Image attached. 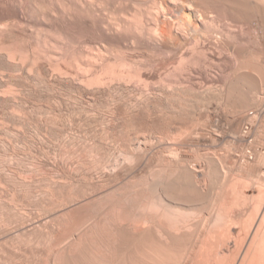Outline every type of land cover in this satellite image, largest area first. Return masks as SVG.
Masks as SVG:
<instances>
[{
	"label": "rangeland",
	"instance_id": "rangeland-1",
	"mask_svg": "<svg viewBox=\"0 0 264 264\" xmlns=\"http://www.w3.org/2000/svg\"><path fill=\"white\" fill-rule=\"evenodd\" d=\"M18 1L22 3L23 8L26 6L24 8L26 12H23L22 15L24 17L19 14L18 20L24 18L19 21L22 22L26 19L28 22L26 20L22 22L24 28L20 25L21 27L8 29L7 33L3 32L4 36L0 33V43L3 42L0 45V52H9L11 50L12 53L15 51L18 56L21 55L23 57L25 54V59L27 60L26 57H28L29 60L27 62L29 64L33 54L36 55L35 58H40L38 59L40 65L47 60L52 61V58H48L53 57V54L58 52H55L56 47L53 41L55 36H53V40L51 39L48 42L51 47L47 44L46 48L49 47L47 49L49 51L43 53L47 59L42 54H39V50H36L37 47H35L36 49L33 48L38 33L41 36L44 33L50 35L49 33L53 30H42L40 26H37L38 24L34 25L41 12H43L41 14L49 12L46 5L49 7L47 2L50 0H45L46 2L44 0H0V20L9 19L11 21L14 18ZM42 5L44 8L41 7ZM35 6L39 8L37 9ZM37 13L38 15H36ZM84 22L83 20L72 21V24L70 23L72 29H64V31L67 30L68 33L70 32L69 34L72 32L75 38H73V41L78 44L76 45L75 43L76 46L83 47V50L87 49L85 51H88V49L91 51L95 47L97 48L99 43L98 34H96L98 29L90 26L91 24H86V22L84 24ZM73 23L76 24L73 25ZM28 24L32 28L28 27ZM223 30L220 32L222 33ZM230 32L232 33H230L229 39L232 40V34L233 40L227 41L230 44L232 43L234 47L230 46L233 49V53L230 51L233 54H230V56H233L229 57L230 60L226 58L225 47L221 43L223 42V37L221 40H219L220 38L215 39L216 42L219 40V43L214 42L215 40L212 41L217 45L211 44L212 42L207 44V41L203 43H206L205 46L200 43L198 51L201 49L202 53L199 52L201 54L198 55V52L194 53L193 56L195 58L193 56L189 58L183 56V62H180L178 54L175 56L176 54L174 55L171 52V55L166 56V61L164 59L166 70L163 68L164 66H162V69L159 66L163 59L159 55L161 58L159 60L160 58L156 52L152 54L134 52L133 55L140 56L137 58L138 62H142L141 64L148 68H146L147 72L152 77L149 82L152 90L149 93L150 96L148 95V103L151 108L148 109V112L143 106L142 108H134L135 111L130 110L129 105L128 107H126L127 105L125 106L126 102L136 100L139 95L138 91H134L133 88L132 91L129 89L130 92H123L125 94L121 96L124 99L118 93H116V97L112 95L114 92L110 94L113 96L111 98H115V100L112 99L114 103H112L113 101L110 100L109 96H106L108 94L96 96L97 100L89 95H86L89 97L84 95L81 97L75 89H70L71 87H67L65 83L62 87L55 84L54 77L49 74H44L43 77V74H37L35 70L30 74H26L24 70L19 71L12 66H7L8 64L0 58V264H108L110 261L115 264L118 261V251L115 250L117 248V240H115L117 236L116 234L113 235L114 232L116 233L115 227L131 222L141 203L142 205H145L147 201L150 203V200L147 199L151 195V190L155 189L163 192V194L165 192L170 194L171 190H179L178 192H184L183 190H185V192H198L197 198L204 195L199 198L202 200L197 204L200 207L197 206L200 211L194 212L196 217L192 215V218L195 217L193 219L196 220V225H201L205 222V218L209 213L213 215V218L215 214L220 216L218 212L220 211L218 210L219 206L227 203L229 206L224 204L226 205L224 210L227 211L222 213L226 215L228 212L229 218H227L228 216L224 217L228 223L223 220V217V219L220 218L223 215L219 217L220 219L217 218L219 221L215 217L214 221L216 220V223L214 226L216 227L212 236L216 235L214 239L226 238L225 240L229 242V245L228 243H226L227 246L224 244V249H222L226 252L225 249L227 247V252L232 251L234 248L231 247L234 246L233 238L238 234L243 236L246 233L249 224L255 216V210L264 201V29H232ZM219 33L217 37H220L221 34ZM78 42L84 45L82 46ZM51 43L54 45H51ZM85 44L86 48L84 49ZM204 48L205 50H203ZM32 50L35 53H32ZM39 55H42V57ZM196 57L198 58L196 59ZM224 58L228 61L224 60ZM195 59L196 61H194ZM197 60H200L198 64ZM155 61L157 62L155 63ZM48 62L50 61L43 63V65L50 66L51 64ZM164 62H161L163 63L161 65H164ZM47 63L48 65H46ZM9 69L12 71H9ZM160 69L163 72L165 70V72L163 73ZM167 70H170V73ZM228 71L229 73L231 72V75L227 74ZM156 73L159 75L166 73L167 79L164 78L161 82L166 79L168 80L165 81L167 84L171 83V89L174 88L172 86L174 85L175 88H178L176 91L179 92L177 93L181 92V94H171L172 97H163L165 103L168 104L165 109L160 108L158 105L160 101H163L162 97L157 93V88L161 87L162 83L158 80L159 75H156ZM226 78H230V83L227 79L228 83L232 84L230 86L232 89L230 90L234 91H229L231 99L229 98L228 103L225 105L221 101L225 97L223 96V85L227 82ZM56 89L63 92H57ZM7 92L10 93L8 94ZM181 95L184 97H181ZM167 98H169L168 102H166ZM117 100L121 101L118 102ZM211 100L214 103L221 100V107L223 106V108L218 107L215 110H211L197 107V105L201 106L203 102ZM179 102L180 104H178ZM230 102L232 103L230 104ZM188 105L191 107H187ZM154 107L156 110L158 109L157 111L164 109L161 111L163 113L157 112ZM12 108L13 112H10ZM141 109L145 112H142ZM199 109L200 111H198ZM86 113L89 117H87ZM53 116L56 117L54 118ZM100 120L103 121L101 122ZM164 120L165 122H163ZM38 121L41 122L39 123ZM49 124L52 126H49ZM105 126L106 128L108 127L107 131H105ZM135 127L136 133L133 130ZM136 135L141 137L144 135L143 137L148 140L137 144L138 142L136 143L134 139ZM169 151L171 153L177 151L176 153L180 154V157L186 159L189 165L188 169L185 170L183 168L184 170H182L179 167L180 170L178 167H174L172 171L176 170L177 173L179 172L178 174L175 173L176 171L171 173V170L166 169L170 160L169 156L171 153ZM132 157L133 160L131 159ZM193 174L199 175L197 177L200 185L203 183L201 178L205 177V179L203 178L205 181L203 183L205 184L203 192L199 189L196 192L195 185L193 186L194 189L191 188V185L194 184ZM186 175L188 176L185 177ZM175 177H180L181 179L178 178L177 180ZM200 180L202 183H200ZM162 182L163 185L161 184ZM154 184L157 185L155 186ZM152 185L155 187L153 188ZM169 188L170 190H168ZM174 191H171L173 193L170 195H174L176 193ZM223 198L226 199L224 202ZM136 207L138 208L136 209ZM216 209L217 213L215 212ZM127 213L128 215L126 216ZM130 214L133 215L131 216ZM228 219H233V221L229 223ZM108 225L111 227L109 228ZM129 242L128 244L130 245L132 242ZM132 244L130 247L127 245V253L129 251L133 252ZM68 248L72 249L70 250L72 253ZM65 250L70 253H66L67 251ZM82 257H84V260ZM114 257L117 259L116 261ZM112 258L114 259L113 261ZM92 259H95V261H92Z\"/></svg>",
	"mask_w": 264,
	"mask_h": 264
},
{
	"label": "bare ground",
	"instance_id": "bare-ground-1",
	"mask_svg": "<svg viewBox=\"0 0 264 264\" xmlns=\"http://www.w3.org/2000/svg\"><path fill=\"white\" fill-rule=\"evenodd\" d=\"M47 3H48L49 7H47V5H46V8L49 9V12L45 13L46 12L45 11L44 12L45 14H41V13H43V12H41L39 14V16L37 17V20L35 19L36 22L34 21L35 22L34 25L38 24L37 26H40L42 30H45V29H47V30L53 29V30L51 31V33H49L50 35H47L44 33L41 36V34L38 33L37 34L38 36L36 37L37 39L35 42V46L34 47L32 46V47L34 49H36L35 47H37L36 50L37 51L39 50V52H40L39 54L43 55L44 52L47 53L49 51V50L47 51V49L49 47L46 48L47 44H49L48 42L51 41V39L53 40V38H54L53 36H55V39L53 41H54L56 48L54 46H52V47L55 48V52H57V51L58 52L54 53V54L52 53L54 55L53 56L51 54L53 57H49L50 55L48 56L49 57L48 59L52 58V61L47 60V61H50L48 63H50L51 65L50 66L43 65V63H46L47 61L42 62V64L40 65L38 62V59H40V58L39 57L35 58V56H36L35 54L32 55L33 58H31L32 60H30L31 63L29 64L27 62V60H29V59H28V57H26L27 60L25 59V54H24V57L21 55L18 56L15 53V51H14V53H12L11 50H10L11 52L10 51L9 52L8 51L0 52V58L3 59L8 64L7 66H12L16 70L18 69L19 71L24 70L26 72V74H30L34 70L37 72V74H40V75L43 74V77H44V74H47V75L49 74L50 76L54 77L55 84H57L59 86L61 85V87H62L63 84L65 83L67 85V87L68 86H69V88L71 87L70 89H72V88H73V90L75 89V91L78 92L79 93L78 95L81 97L84 95L85 97L90 96L91 98L94 97V99H96L95 98L96 96L98 97V96H101L104 94L105 95L108 94L106 96H109V98H111L112 95H114V97H116L117 96L116 93H118L119 96H121V95L124 96V94L127 93L125 91L130 92L134 89V91H138V93H139L136 100L134 99L132 102L131 101L130 102L125 101L126 102L125 106L127 105L126 107H128V105H129V107L131 108L130 110H134V108L135 109L140 108V107L142 108V106H143L147 109V112H148V109L151 108V105L148 103V101H149L148 95L150 96L149 93L152 90V88L150 87V83H149L151 81L152 77H150V74H148V72H147L148 68L145 67L143 64H141L142 62L141 63L138 62L137 58H139L140 56L139 55L138 56L133 55L134 52H140V53L145 52V53H149V54L156 52L158 54V55L157 54L156 55L158 57L160 55L161 58L163 59V60H161L160 57H159L160 59L158 58L159 60H161V62H164V59L165 58L167 59L166 56H169V54L172 52V53H174V55L176 54L175 56H177V54L179 55V59L181 62L182 59H184L183 56H185L186 58H189V57H192L193 54L196 52H198L197 55L201 54L202 50L200 49V51H198V48L200 47V43H202L201 45L205 46L206 43L203 44L204 41L205 42L207 41V44H208V42L211 43L216 38H220L219 40H221V38L223 37V39H222L223 42H221V41L220 42L224 44V47H225L224 50H225V54H226L225 56H226V58H229V57L231 58L233 56H230V54L233 53L232 48H234V47L232 46V43L231 44L229 43L231 40V39H229L230 33L233 32V31L230 32V30H232V29H264V0H55V1L50 0ZM47 3H45V4H47ZM41 7H43V5ZM15 8H16L15 9L16 13H14L15 14L13 16L14 18L13 19L11 18L12 19L11 21L9 19L0 20V33H2L1 34L2 36H4L3 32H6L8 29H15L16 27H19L20 25L23 27L22 22H25L26 19L24 21L20 22L22 18L19 19L20 21L18 20V18L20 17L19 14H21V17H24L22 15H23V12H26V11H24L25 9L23 8L22 3L20 1H18ZM43 8H41V9H43ZM48 9H46V10H48ZM12 10H14V9H12ZM25 14H27V13H25ZM36 15H38V13ZM30 18H32V17H30ZM28 19H29V17H28ZM78 20H83L86 22V24H88V25L91 24L90 26H93V27H95V29H98L97 30L98 32L96 34H98L97 36L99 39V43H98V46L96 45L97 48L95 47L94 50L89 51V49H88V51H85V50H87V49H85L86 44L84 47L85 50H83V47L80 48L81 46H76L78 44H77V42L73 41L74 36L72 35V32H71V34H69L70 32L68 33L67 30L64 31V29H72V26H71L72 23L71 22L72 21L75 22ZM34 22H32V23H34ZM85 22H84V24H85ZM32 23H30V24H32ZM74 24H76V23H73V25ZM24 25H25V23H24ZM32 26H33V24H32ZM28 27H31V26L29 25ZM28 29H30V28H28ZM37 29H39V28H37ZM74 29H76V28H74ZM216 29H218V30L216 31ZM222 29H224V30L221 33L220 31H222ZM46 32H49V31H46ZM35 33H37V32H35ZM218 33L221 34L222 36L220 35V37H217ZM39 35H40V37H39ZM231 38L233 40L232 34H231ZM219 40H217V42ZM214 42H216V40ZM1 43H3V42H1ZM1 43H0V45H1ZM75 43H76V45H75ZM216 43L212 42L211 44L215 45ZM52 44L53 43H51V45ZM29 45H30V43H29ZM80 45H82V44H80ZM49 46H50V44H49ZM221 46H222V44H221ZM3 47H4V49H6L5 46H3ZM91 47H93V46H91ZM88 48H90V47H88ZM51 50L53 51V49H51ZM203 50H205V48ZM0 51H1V47H0ZM230 51H231V53H230ZM33 52L34 51L32 50V53ZM199 52H201V53H199ZM37 55H38V53H37ZM42 55H39V56L42 57ZM46 55H48V54H46ZM231 55H233V54H231ZM43 56H45V55H43ZM142 56H143V54H142ZM220 56H221V54H220ZM44 58H46V56ZM174 58H176V57H174ZM197 58L198 57H196V59ZM226 58H224V60H226V61L230 60V58L228 60ZM166 59H165V61H166ZM196 59L194 61H196ZM212 60H214V59H212ZM42 61H44V60H42ZM199 61L197 60V64ZM156 62L157 61H155V63ZM161 62L159 64V66H161V69H162V66H164L163 68H165V70H166L165 62H164V65H161V64H163ZM48 63L46 65H48ZM158 63H159V61H158ZM194 64H196V63H194ZM179 65H180V63H179ZM157 67H158V65H157ZM158 68H160V67H158ZM175 69L177 70V68H175ZM7 70H8V68H7ZM165 70H164V72H165ZM226 70H228V69H226ZM9 71H12V70L9 69ZM161 71H160V73H161ZM169 71L170 70H167V72H169ZM1 72H3V71H1ZM16 72H18V71H16ZM178 72H180V71H178ZM239 72H240V70H239ZM158 73H156V75ZM10 74H11V72H10ZM227 74L231 75V72L229 73V71H228ZM13 75H15V74H13ZM161 75L158 76V78H159L158 80H160V82L162 81V79L164 80V78L167 79L166 73L162 76ZM230 75L229 76L226 75V76L231 77ZM10 77L12 78V76H10ZM237 77H239V76H237ZM51 79L53 80V78H51ZM166 79H165V81H168ZM168 79H170V78H168ZM227 79L229 80L230 78H226V80ZM245 79H247V78H245ZM228 80H227V82L224 83V85L222 84L223 89H224L223 90L224 91L223 96H225V97L222 98L223 101L220 100L222 103L224 102L225 105L228 103V99L230 98L229 97L231 95L230 92L234 91V90H230V89H232V88H230V86L232 84L230 85L229 84L230 80H229V83H228ZM48 81H50V80H48ZM165 81L161 82L162 83L161 87H158V85L155 84L158 87L157 93L159 94V96L162 97L161 98L162 100L164 99L163 97L171 96V94H181V92L177 93V92H179V91H176L178 88H175V86L172 85L174 88L171 89L170 88L171 83L167 84ZM7 82H8V80H7ZM4 83H6V82H4ZM2 85H3V83H2ZM159 86H160V84H159ZM177 86H180V85H177ZM55 87H56V85H55ZM56 88H58V86ZM129 89H130V91H129ZM209 89H212V88H209ZM209 89H208V91H209ZM233 89H235V88H233ZM7 91H8V89H7ZM56 91H57V89H56ZM182 91H183V89H182ZM49 92H50V88H49ZM57 92H60V91L58 90ZM62 92H60V93H62ZM113 92H114V94H112ZM123 92H125V93H123ZM51 93H55V92H51ZM121 93H123V94H121ZM157 93H155V94L158 96ZM110 94H112V95H110ZM86 95H89V96H86ZM183 95H184V93H183ZM123 96H121V97H123ZM181 97H184V96L181 95ZM169 98L166 99V102H168L167 100ZM179 98H180V96H179ZM112 99L115 100V98H111L110 100H112ZM123 99H124V97H123ZM110 100H108V101L110 102ZM102 101H104V100H102ZM120 101H118V102H120ZM163 101H160L159 102L160 104H158V105L160 108L165 109V107L168 106V104L165 103V101L164 102ZM217 101H219V100H217ZM220 101L214 103L211 100L209 102H205V103L203 102L202 105H201V103H199L201 106L197 105V107L198 108L200 107L202 109L204 108V109L215 110V108L217 109L218 107H221L222 103ZM112 103H114V101ZM231 103L232 102H230V104ZM178 104H180V102ZM176 105H177V103H176ZM229 105H228V107H229ZM91 106H92V104H91ZM107 106H109V105H107ZM152 106H153V104H152ZM177 106L179 107V105H177ZM181 106H182V104H181ZM97 107H99V106H97ZM102 107H103V105H102ZM126 107H124V108H126ZM156 107L158 108V106H156ZM187 107H191V106L188 105ZM222 108H223V106L221 107V109ZM106 109H108V108H106ZM114 109H115V107H114ZM154 109H155V107H154ZM164 109H161V111ZM173 109H174V107H173ZM178 109H181V108H178ZM194 109H195V107H194ZM95 110H93V111H95ZM105 111H107V110H105ZM141 111H142V109H141ZM159 111H160V109H159ZM159 111H157V112H159ZM161 111H160V113H163ZM198 111H200V109ZM10 112H13V108H12V111H10ZM142 112H145V111H142ZM16 113H18V112H16ZM10 114H12V113H10ZM23 115H25V114H23ZM47 115H48V113H47ZM54 115H55V113H54ZM141 115H142V113H141ZM16 116H17V114H16ZM60 116H59V118H60ZM147 116H149V115H147ZM20 117H22V116H20ZM26 117H25V119H26ZM39 117H38V119H39ZM53 117L55 118L56 116H53ZM87 117H89L88 114H87ZM131 117H132V115H131ZM90 120H92V119H90ZM84 121H86V120H84ZM108 121H109V119H108ZM21 122H22V120H21ZM163 122H165V120ZM49 126H52V125L49 124ZM133 126H135V125H133ZM108 127H110V126L108 125ZM108 127L106 128V126H105V128H106L105 131H107ZM147 127H149V126H147ZM142 128H144V127L142 126ZM142 128H141V130H143ZM49 129H51V128H49ZM135 129H136V127L133 130L135 131ZM137 129L139 130V128H137ZM42 130H44V129H42ZM42 130H41V132H42ZM141 130H139V131H141ZM171 130H172V128H171ZM189 130H191V129H189ZM105 131H103V132L105 133ZM135 133H136V131H135ZM41 134H43V133H41ZM111 135H109V136H111ZM182 135H184V134H182ZM85 136H87V135H85ZM143 136L144 135H142V137L140 135H136L135 138L134 137L133 138L135 139L136 143L138 142L137 144H139V143L141 144V142H143V141L146 142L148 140V139L146 140ZM61 138H62V136H61ZM42 139H44V138L42 137ZM130 140H132V139H130ZM150 146H152V145L150 144ZM153 148H154V146H153ZM166 150H167V148H166ZM140 152H141V149H140ZM176 152L175 153L170 152L171 154L169 156L170 160L168 161V164H167L168 166L164 165V166L168 167L166 169L171 170V173L176 171V170L172 171L174 167H178V168L180 167V168H182V170H184V169L186 170L189 167V165L187 163L188 161H186V159H183L182 157H180V154H178ZM138 156H140V155H138ZM131 159L133 160V157ZM162 161H161V163H162ZM159 168H160V166H159ZM178 168H176V169H178ZM168 170H167V172H168ZM195 172H196V170H195ZM154 173L157 174L156 172H154ZM168 173H170V172H168ZM168 173H167V175H168ZM175 173H177V171ZM197 173H198V171H197ZM197 175L193 174L194 184L191 185L192 186L191 188H193V186L195 185V187H194L195 191L199 189L200 191L203 192V190H204L203 188L205 187V184H203L205 182L204 181L205 177L202 174L204 179L201 178V180H203V183L200 180V183H202L200 185L199 180H198L199 175H198V177H197ZM181 176H183V175H181ZM187 176L188 175H186L185 177H187ZM170 177L172 178V176H170ZM180 177H178V178L181 179ZM185 177H184V179H186ZM175 178H177V177H175ZM178 178H177V180H178ZM158 179H160V178H158ZM189 179H192V178H189ZM175 183L177 184L176 179H175ZM161 184L163 185V182ZM187 185H189V184L187 183ZM152 187H153V185H152ZM163 189H164V187H163ZM193 189H192V191H193ZM168 190H170V188ZM171 191H174V190H171ZM171 191H170V194L173 193ZM178 191L177 190L174 191V192H176L175 193L176 195L175 194L170 195L166 192H165V194H163V192H161L157 189L151 190V195L147 199V200H150V203H148L149 201H147L148 206H147V203L145 204L146 206L144 204L142 205V203H141L142 206L141 205H140L141 207L139 206V210L137 209L138 207H136L137 211L135 209L136 212L134 213L133 220L131 222H129V223L127 222L125 224L119 223L120 225L118 227H115L116 233L114 232L113 235L116 234V236H117L115 239V240H117V248L115 250L118 251V254H117L118 255L117 256L118 261H116L117 259H115V257H114V259L116 261L115 264L116 263L117 264H264V201L255 210V216L253 217L251 223L249 224V226L246 230V233L243 236H240L238 234L235 238H233L234 246H231V247H234V248L232 249V251L229 249L230 251L227 252L228 248L226 247V249H225L226 252H225L223 250L224 249L223 246L226 243H228V245H229V242H226L227 241V240H225L226 238H223L224 240L222 238L221 239H214L216 237V235L212 236V233L215 232V227H216V226H214L216 223L215 222L216 220L214 221V219H215V217H216V219L219 218L221 215H223L227 211V210H224V209H226L227 203H224L226 205L221 204V206H219L218 210H220V211H218V212L220 213V216L218 214H215L214 218H213V215L209 213L208 216L205 218V222H203L201 225H199V224L196 225V220L193 219L196 217L195 216L196 214L194 215V212L197 213L200 211V209H199L200 207L197 204H198V202L200 203L202 200V199L200 200L199 198H201V196H204V195H201L200 197L197 198V196H198L197 191H196L197 193H192L190 191L192 194H194L196 196L192 195L189 191L188 192L187 191L185 192V190H183L184 192L180 191L182 193H180ZM166 194H168V195H166ZM201 194H203V193H201ZM93 195H95V194H93ZM224 200H226V199L223 198V202H224ZM197 206L199 208H197ZM227 206H229V205H227ZM215 208H217V207H215ZM215 212L217 213V209ZM222 212H224V213H222ZM227 213H226V215H223L220 218L227 217L228 216ZM127 215H128V213L126 214V216ZM192 215H194L195 217L192 218ZM105 216H107V215H105ZM112 217H113V215H112ZM227 218H229V216ZM230 218H231V215H230ZM131 219H132V217H131ZM223 220H225L227 222V220L225 218ZM114 221H116V220L114 219ZM228 221L230 223L233 221V219H230V220L228 219ZM68 226H69V224H68ZM83 226H84V224H83ZM110 227L111 226H109V228ZM66 229H68V228L66 227ZM72 229H73V227H72ZM78 231H79V229H78ZM103 231H101V232L103 233ZM87 232H88V230H87ZM79 239H81V238H79ZM45 241H47V240H45ZM129 241L132 242L133 244L130 243ZM224 241H225V243H224ZM128 242L130 243V245L132 244L131 248L133 247V250H132L133 252L129 251V253H127L128 252L127 251V245H128V247H130ZM41 243H43V242H41ZM63 243H64V241H63ZM78 243H80V242H78ZM57 245H58V243H57ZM225 246H227V244ZM74 247H75V245H74ZM63 248H64V246H63ZM76 248H77V246H76ZM70 250H72V249H69V251ZM65 251H67L66 253L71 252V251L68 252V250H65ZM75 251L79 252L78 250H75ZM115 255H113V256H115ZM68 256H69V254H68ZM76 258H77V256H76ZM82 258L84 260V257H82ZM114 259L112 258V261ZM49 260H50V258H49ZM66 260H67V257H66ZM105 260H107V259H105ZM92 261H95V259L94 260L92 259ZM68 262H69V260H68ZM73 262H75V261H73ZM80 262H81V260H80ZM103 263H105V262H103ZM105 264H107V263H105ZM108 264H113V262L110 261V263L108 262Z\"/></svg>",
	"mask_w": 264,
	"mask_h": 264
}]
</instances>
